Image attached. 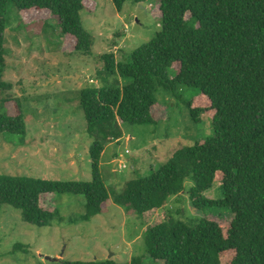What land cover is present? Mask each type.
Instances as JSON below:
<instances>
[{
  "label": "trees",
  "instance_id": "obj_1",
  "mask_svg": "<svg viewBox=\"0 0 264 264\" xmlns=\"http://www.w3.org/2000/svg\"><path fill=\"white\" fill-rule=\"evenodd\" d=\"M110 1L121 12L127 2L141 5L146 0ZM86 3L0 0V134L26 130L20 101L8 96L11 85L2 79L7 9L47 11L74 52L90 56L93 38L81 17L90 10ZM154 12L160 18L155 36L127 61H116L113 54L101 56L100 86L79 93L87 131L94 137L89 148L91 181L0 175V206L19 210L25 223L41 228L53 220L73 221L61 217L57 207L43 209V195L83 197L85 211L78 218L89 221L110 200L143 219L172 199L179 201L183 192L194 209H222L232 219L181 220L169 212L145 229L144 255L123 264H264V0H159ZM179 87L198 91L184 103L191 121L208 116L212 135L180 147L148 176L127 180L118 195H111L100 173L104 145L120 140L124 125H155V93L162 89L174 97ZM215 186L221 197L206 198ZM171 209L182 214L179 208Z\"/></svg>",
  "mask_w": 264,
  "mask_h": 264
},
{
  "label": "rangeland",
  "instance_id": "obj_2",
  "mask_svg": "<svg viewBox=\"0 0 264 264\" xmlns=\"http://www.w3.org/2000/svg\"><path fill=\"white\" fill-rule=\"evenodd\" d=\"M87 2L90 10L81 17L93 38L90 56L74 52L73 43L65 40L58 21L47 11L7 9L2 79L11 85L8 96L20 101L26 130L21 135L0 134V175L91 181L89 148L94 137L87 131L79 93L83 88L100 86L101 56L113 54L116 61H125L160 30V18L154 12L159 0H146L141 5L127 2L121 12L110 0ZM167 75L173 77L171 71ZM197 93L179 87L173 97L158 89V106L153 110L156 124L124 125L122 138L104 145L100 173L111 195H118L127 180L148 176L180 147L212 135L208 116L203 114L195 123L186 109L184 102ZM178 196L179 201L172 199L171 204L143 219L110 200L101 214L79 221L85 211L83 197L43 195V209L57 207L61 217L73 221L53 220L41 228L25 223L19 210L1 205L0 264H49L47 258L123 264L144 255L145 229L169 212L181 220L205 216L221 217L224 222L232 219L231 213L222 209L196 210L185 193ZM205 197L218 199L221 190L215 186ZM171 207L179 208L182 214L176 215ZM17 245L23 248L17 249Z\"/></svg>",
  "mask_w": 264,
  "mask_h": 264
},
{
  "label": "water",
  "instance_id": "obj_3",
  "mask_svg": "<svg viewBox=\"0 0 264 264\" xmlns=\"http://www.w3.org/2000/svg\"><path fill=\"white\" fill-rule=\"evenodd\" d=\"M48 261L50 262H58L60 259H53V258H47Z\"/></svg>",
  "mask_w": 264,
  "mask_h": 264
},
{
  "label": "built area",
  "instance_id": "obj_4",
  "mask_svg": "<svg viewBox=\"0 0 264 264\" xmlns=\"http://www.w3.org/2000/svg\"><path fill=\"white\" fill-rule=\"evenodd\" d=\"M127 153V152H126Z\"/></svg>",
  "mask_w": 264,
  "mask_h": 264
}]
</instances>
